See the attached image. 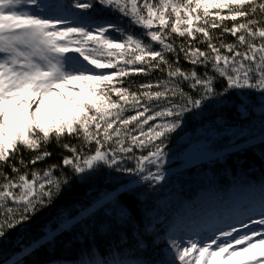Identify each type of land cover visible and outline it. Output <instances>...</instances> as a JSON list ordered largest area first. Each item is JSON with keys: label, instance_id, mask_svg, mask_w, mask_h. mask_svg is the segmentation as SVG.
I'll return each mask as SVG.
<instances>
[{"label": "snow or ice", "instance_id": "6c2138e0", "mask_svg": "<svg viewBox=\"0 0 264 264\" xmlns=\"http://www.w3.org/2000/svg\"><path fill=\"white\" fill-rule=\"evenodd\" d=\"M104 13H116L143 31H128ZM227 35L234 40L227 42ZM176 37L183 38L179 44ZM0 54L2 249L11 247L12 233H27L74 183L107 178L105 170L139 177L137 185H159L166 178L165 141L186 115L202 114L207 103L224 105L234 90L245 89L264 100V0H0ZM156 71L163 75L155 80H126ZM217 82L225 86L218 89ZM260 139L264 143V135ZM53 141L70 155L36 167L53 155ZM25 151L33 155L25 159ZM127 161L134 167L125 166ZM123 187V195L140 203L138 188ZM112 199L106 193L96 203ZM125 208L121 224L130 225L136 217ZM249 211L261 217L251 225L264 226V199ZM59 218L64 225L74 219L63 213ZM80 223L87 227L86 220ZM217 231L207 242L170 236L169 251L150 259L143 255L149 247L145 228L133 233L136 243L126 249L136 259H122L115 249L109 259L89 248L76 264H264V230L241 234L229 225ZM43 238L47 243L34 240L37 247L26 255L50 246L53 231ZM13 254L14 248L8 255ZM8 255L0 254V264H24Z\"/></svg>", "mask_w": 264, "mask_h": 264}, {"label": "trees", "instance_id": "16d2710c", "mask_svg": "<svg viewBox=\"0 0 264 264\" xmlns=\"http://www.w3.org/2000/svg\"><path fill=\"white\" fill-rule=\"evenodd\" d=\"M41 2L63 4L70 3L71 0ZM56 15L66 14L57 12ZM104 16L106 20L138 35L143 31L138 26L133 27L127 19L116 13H104ZM225 23L230 26L232 22ZM110 36L116 37L118 41L124 38L119 32H111ZM182 39L176 37V43L179 44ZM233 40V37L227 35V42ZM182 64L191 67L186 62L182 61ZM162 75L156 71L148 76L133 75L126 80L135 85L155 80ZM224 86L221 82L216 84L218 89ZM243 93H250V90H234L224 101V105L209 102L202 114L186 115L181 127L165 141L163 171L166 178L159 185L154 188L145 184L137 185L135 181L139 177L107 170V178L98 177L76 182L70 190L62 193L51 210L39 214L27 233H12L11 247L4 245L0 254L8 255L14 248L15 254L8 255V259H23L24 264H76L81 253L92 248L99 249V253L109 259L112 258L113 249L122 259H136V254L129 256L126 249L136 243L133 233L137 230L143 233L147 228L148 234L144 239L149 247L143 255L150 259H161L169 246L170 231L179 221H197L199 214L211 213L212 208L209 207L213 203V210L218 211L220 215L239 210L243 202L235 199L246 190L260 189L259 194L251 192L252 201L262 196L264 143H261L260 137L264 135V113L258 115L257 112L262 110L264 100L260 99L258 93L251 92L248 96ZM130 114L131 111L125 113ZM200 127H203L204 131L198 134ZM211 130L215 132L209 133ZM200 136H207L211 153L203 159L188 160L185 152L192 140ZM64 142L79 143L74 138H66ZM48 150L53 155L36 167L42 169L48 164L59 163L62 154L70 155L57 147L55 141L48 145ZM146 153L147 150L144 154ZM139 154L137 150V155ZM23 155L28 159L33 154L25 151ZM125 166L134 167V161H127ZM152 170L155 171V168ZM123 185L139 189L140 203L123 195ZM106 193H110L113 199L105 201L103 205L97 204L96 201L102 199ZM227 199L228 203L221 205ZM125 205L132 208V215L136 217L130 225L121 224V213L128 211ZM82 206L86 207L88 212H83ZM91 212L96 214L89 219L88 213ZM61 213L74 219L64 225L59 218ZM84 220L87 221V227L80 223ZM50 229L55 236L54 242L50 246L40 247L30 256L26 255V251L37 247L32 243L34 240L39 239L40 245L47 243L43 237ZM125 235L127 239L122 240L121 237Z\"/></svg>", "mask_w": 264, "mask_h": 264}, {"label": "rangeland", "instance_id": "374dc122", "mask_svg": "<svg viewBox=\"0 0 264 264\" xmlns=\"http://www.w3.org/2000/svg\"><path fill=\"white\" fill-rule=\"evenodd\" d=\"M0 55H2V54H0ZM213 132H215V131L211 130L209 133H213ZM210 151H211L210 150V144H209L207 136H200V137L192 140V142L188 146L187 151L185 152L186 153L185 156L188 157L187 158L188 160L203 159V158H206L209 156V154L211 153ZM259 191H260V189L252 190V192L255 194H259ZM262 198H264V194H262V196L260 195V197H258V198H255V200H254L255 205L259 204L258 201H261ZM221 205H223V203ZM214 206H215V204L213 203L211 205V207H209V208H212L211 212H213V213H210L208 215L207 219L201 218V222H204L205 224L210 223L208 221V219L215 221L216 224H214V226H212L213 228H201V229H198L197 231H193V230L188 231L187 228L191 229L194 227H193L192 223H190L189 225H187L185 227L186 223H185V220L183 219V220L179 221L173 227V229L170 231L169 237L173 236L176 238H182V240L185 243L187 242V240L189 238L192 240H195V241L207 242L209 240V238H211L213 236V234L219 235V232L217 231V229H227L229 225H233V226L237 227L238 229H240L241 234H243L246 231H250L251 228H260L261 230H264V226L251 225V223H250V221L252 219H260L261 218L258 214L251 215V216H249V214L247 216L240 215L238 217L239 220L235 221V220H231L230 218H226L225 215H227V214H225V213H224L225 215H222L224 217H222L218 211L213 210ZM218 207H220V206L218 205ZM198 218L200 219V217H198ZM199 219L197 221H199ZM243 223H249L250 227L248 229L243 228L242 227ZM221 239L227 240L230 238H221ZM166 251H169V246L166 248Z\"/></svg>", "mask_w": 264, "mask_h": 264}, {"label": "water", "instance_id": "95a60500", "mask_svg": "<svg viewBox=\"0 0 264 264\" xmlns=\"http://www.w3.org/2000/svg\"><path fill=\"white\" fill-rule=\"evenodd\" d=\"M263 113H264V112H262V110L257 112L258 115H259V114H263ZM202 131H204V128H203V127H200V128L197 130V132H202Z\"/></svg>", "mask_w": 264, "mask_h": 264}]
</instances>
